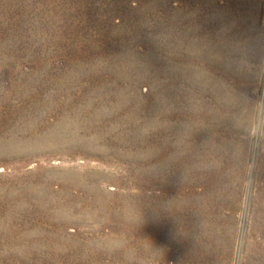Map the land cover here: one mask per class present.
<instances>
[{"label":"rangeland","instance_id":"obj_1","mask_svg":"<svg viewBox=\"0 0 264 264\" xmlns=\"http://www.w3.org/2000/svg\"><path fill=\"white\" fill-rule=\"evenodd\" d=\"M0 264H264V0H0Z\"/></svg>","mask_w":264,"mask_h":264}]
</instances>
